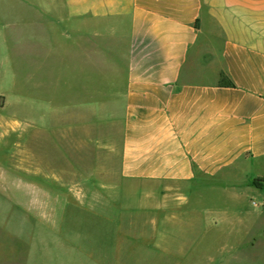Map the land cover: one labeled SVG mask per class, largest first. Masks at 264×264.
Here are the masks:
<instances>
[{
	"label": "crops",
	"instance_id": "0c3cea01",
	"mask_svg": "<svg viewBox=\"0 0 264 264\" xmlns=\"http://www.w3.org/2000/svg\"><path fill=\"white\" fill-rule=\"evenodd\" d=\"M52 9L60 18L49 0H0V160L5 185L27 197L29 240L35 218L59 209L64 234L89 224L93 264H113L124 241L174 264L255 248L264 0Z\"/></svg>",
	"mask_w": 264,
	"mask_h": 264
},
{
	"label": "rangeland",
	"instance_id": "374dc122",
	"mask_svg": "<svg viewBox=\"0 0 264 264\" xmlns=\"http://www.w3.org/2000/svg\"><path fill=\"white\" fill-rule=\"evenodd\" d=\"M49 2L51 19L60 18L52 6L56 5L60 10L62 0ZM53 45L51 44V48H56ZM4 75L5 87H9L10 74ZM7 169L3 159L0 160V264H93L90 257L89 224L78 223L76 227L74 225L68 228L70 234H64L65 227L61 222L64 211L59 209L53 215L47 212L46 215L35 218L29 240L25 231L27 197H24L20 186L5 185L3 174ZM21 180L25 181V177H21ZM151 218V215H147L138 220L147 221V230ZM139 226L143 227L141 223ZM134 244L124 241V247L120 249L113 264H174L169 259L155 257L153 253L143 259L142 253L133 248ZM225 254L222 251L218 255L225 257ZM229 261H226L227 264H264V238L259 240L255 248L242 251L235 259Z\"/></svg>",
	"mask_w": 264,
	"mask_h": 264
},
{
	"label": "trees",
	"instance_id": "16d2710c",
	"mask_svg": "<svg viewBox=\"0 0 264 264\" xmlns=\"http://www.w3.org/2000/svg\"><path fill=\"white\" fill-rule=\"evenodd\" d=\"M221 83L227 85V86H234V84L232 83L231 80H229L225 75H222V79H221ZM260 179H255L253 181L254 185L257 186V187H260Z\"/></svg>",
	"mask_w": 264,
	"mask_h": 264
},
{
	"label": "built area",
	"instance_id": "2783aa9c",
	"mask_svg": "<svg viewBox=\"0 0 264 264\" xmlns=\"http://www.w3.org/2000/svg\"><path fill=\"white\" fill-rule=\"evenodd\" d=\"M253 204H256V203H253Z\"/></svg>",
	"mask_w": 264,
	"mask_h": 264
}]
</instances>
